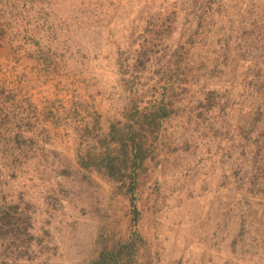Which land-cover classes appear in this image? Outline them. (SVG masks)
<instances>
[{
	"label": "rangeland",
	"instance_id": "1",
	"mask_svg": "<svg viewBox=\"0 0 264 264\" xmlns=\"http://www.w3.org/2000/svg\"><path fill=\"white\" fill-rule=\"evenodd\" d=\"M0 264H264V0H0Z\"/></svg>",
	"mask_w": 264,
	"mask_h": 264
},
{
	"label": "trees",
	"instance_id": "2",
	"mask_svg": "<svg viewBox=\"0 0 264 264\" xmlns=\"http://www.w3.org/2000/svg\"><path fill=\"white\" fill-rule=\"evenodd\" d=\"M120 139V137H118ZM115 160H116V157H110V156H107V158L105 159V162H106V167L110 173V175H113V172L115 169H117V166L115 164Z\"/></svg>",
	"mask_w": 264,
	"mask_h": 264
}]
</instances>
